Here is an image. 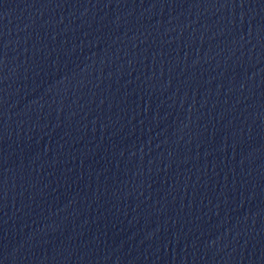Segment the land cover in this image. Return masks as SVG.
<instances>
[{"label": "water", "instance_id": "1", "mask_svg": "<svg viewBox=\"0 0 264 264\" xmlns=\"http://www.w3.org/2000/svg\"><path fill=\"white\" fill-rule=\"evenodd\" d=\"M264 147V0H0V264Z\"/></svg>", "mask_w": 264, "mask_h": 264}]
</instances>
